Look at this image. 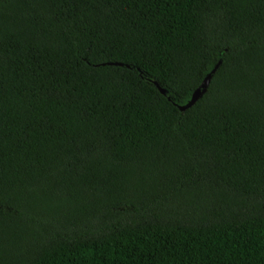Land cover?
<instances>
[{"label": "trees", "instance_id": "1", "mask_svg": "<svg viewBox=\"0 0 264 264\" xmlns=\"http://www.w3.org/2000/svg\"><path fill=\"white\" fill-rule=\"evenodd\" d=\"M0 264H264V0H0Z\"/></svg>", "mask_w": 264, "mask_h": 264}, {"label": "water", "instance_id": "2", "mask_svg": "<svg viewBox=\"0 0 264 264\" xmlns=\"http://www.w3.org/2000/svg\"><path fill=\"white\" fill-rule=\"evenodd\" d=\"M212 72H213V69L210 71V73H212ZM209 75L210 74H207L203 78V80L201 81L199 87L198 88H195L193 90V92L190 95L189 100H187L183 105H181V106L178 107L179 110H182L184 108L189 107L196 100V98L201 94V92H203L205 90V88H206V86L208 84ZM153 84L157 87V84L155 82H153ZM158 90H159L160 93H162V94L164 93V90L161 89V88H159V87H158Z\"/></svg>", "mask_w": 264, "mask_h": 264}]
</instances>
